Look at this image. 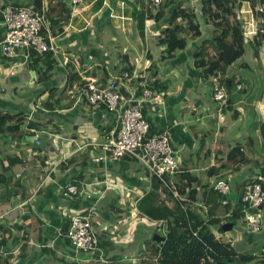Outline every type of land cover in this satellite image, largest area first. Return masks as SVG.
<instances>
[{
	"label": "crops",
	"instance_id": "crops-1",
	"mask_svg": "<svg viewBox=\"0 0 264 264\" xmlns=\"http://www.w3.org/2000/svg\"><path fill=\"white\" fill-rule=\"evenodd\" d=\"M40 1L44 16L49 0ZM74 1L54 0L71 12L60 32L59 27L53 31L46 27L45 35L50 36L53 47L49 57L57 62L48 80L44 81L42 75L46 61L43 54L38 59L34 51H28L27 57L15 58L0 53V113L23 117V123L17 124L12 133H0V264H143L148 259L156 263L151 251L155 243L162 242L168 221L165 217L156 221L149 212L158 214L156 206L161 207L159 213L169 210L170 203L157 193H161L159 185L156 189V182L132 157L111 163L94 161L101 154L97 145L105 142L116 128L115 119L78 98L76 84L71 88L73 94H69V71L78 73L79 80L86 84L116 82L127 94L137 90L140 78L146 77L150 89L162 97L159 103L146 100L140 107L149 124V135L169 133L171 137L176 160V169L169 178L171 191L178 196L175 175L188 173L196 178L192 184L195 201L190 207L211 233L213 224L220 225L223 231L224 224L234 226V222L243 220L237 208L242 196L240 187L264 167L258 133L264 122V40L257 56L252 51L248 65L243 64L248 72L246 83L235 80L228 69L231 94L219 111L211 98L214 83L205 88L199 86L197 80L204 77L193 59L206 34L211 35L210 23L198 16L201 36L189 37L185 50L163 58L164 49L158 48L162 53L159 57L155 48L160 47L158 36L174 7H169L167 15L158 21L153 16L160 7L146 13L145 0ZM33 2L0 0V42L4 37L3 8L30 7ZM176 3L184 8L196 7L195 0ZM81 4L85 10L79 11ZM258 7L253 12L249 3L242 2L236 10L244 31L252 32L246 37L249 42L257 37V32L264 33V17ZM132 42H137V52L131 47ZM249 47L248 44L247 50L251 51ZM120 52L127 56L126 71L131 75L128 80L122 75ZM236 62L231 65L233 69L243 66ZM164 65L172 69L167 70ZM58 67L64 72H56ZM243 86L248 91L245 99L235 96ZM52 92L55 99L50 110L44 104ZM202 93L207 102L200 101ZM33 130L53 137L43 135L36 145ZM248 132L254 135L248 137ZM236 146L242 147L249 163L235 173L210 174L209 169H219L223 158ZM201 154L206 161L201 160ZM218 180L229 186L227 195L213 189ZM68 182H75L91 198H64L62 190ZM93 205L95 211L90 210ZM260 210L264 211V205ZM74 214L87 216L91 223L97 237V248L92 253L77 252L64 236ZM234 214H238L235 219ZM262 215L261 231H243L238 253L255 257L257 253L250 251L259 242V254L264 257Z\"/></svg>",
	"mask_w": 264,
	"mask_h": 264
},
{
	"label": "trees",
	"instance_id": "trees-1",
	"mask_svg": "<svg viewBox=\"0 0 264 264\" xmlns=\"http://www.w3.org/2000/svg\"><path fill=\"white\" fill-rule=\"evenodd\" d=\"M163 1L159 10L153 16L156 20L163 19L167 15L168 8L174 7L169 12L166 26L157 39L159 46H165L163 58L171 57L176 51L185 50L189 37L195 39L201 36L199 30L200 24L198 22V16H200L207 24L210 23L212 35L210 39L203 40L198 50L193 53L195 59L194 64L197 68L202 69L204 78L207 79L210 76H216V80H219L226 89L231 88L232 83L229 85L226 78L228 68L244 55L246 45L248 44L253 49L254 55L257 56L258 47L264 40L263 32H257L255 34L257 37L250 42L246 39L248 35L245 34L244 24L238 19L236 10L240 9L242 2H247L253 12L259 6L258 8L262 10L260 14L264 17V0H195V8L181 7L176 3L177 0ZM48 2L47 10L43 16L45 26L50 31L59 27L60 29L57 32H60L61 27L67 24L71 11L66 9L63 3H54V0H49ZM145 11L149 14L152 13V11L146 8V5ZM46 27L41 31V35L43 36H46ZM210 50L213 52L212 54L208 53ZM49 54L51 53L43 54L46 57L42 72L44 81L49 79L50 73L55 70L57 65V62L52 57H49ZM119 55V64L121 65L120 68L123 67V74L125 72L130 74L129 71H126L127 69L129 70L126 61L127 56L121 52ZM35 56L38 59L40 58V55L36 54ZM67 83L70 85L68 87V92L71 91L69 93L70 95L73 94L71 88H74V84H76V92L81 90L86 84L79 80L78 73L75 71H69ZM65 92L63 95L66 94ZM52 94L53 92L44 104L50 110L53 109L55 99V96ZM22 121L23 117H20V115L0 113V133H12L15 126L22 124ZM258 133L260 152L264 156V122L259 125ZM249 142H252V140L249 139ZM249 142L248 144H252ZM223 160L224 162L219 169H209V173L220 174L222 171L235 173L240 167L246 165L247 162L249 163L241 146L232 148ZM257 176L263 177L264 179V167H262L259 175H256L251 181L248 180L240 187L242 188V194L245 185L256 181ZM175 179L174 187L178 194L177 198L172 196L170 188L162 187L159 182L155 181L161 189V193H157L160 195L163 194L165 202H169L171 208L169 210L165 209L164 212H161L163 214H161L159 213L161 207L156 206L155 211L158 214L149 212L150 218H156L155 220L158 221L165 217L168 223L162 242L159 244L155 243L154 250L151 251L152 257L156 259V263L153 259H148L143 264L252 263L255 257L248 256V254H240L233 248L231 243L224 244L217 240L211 232L206 230L204 221L191 209L190 206L195 201L196 195V190L193 189L192 184L196 182V178L188 173H184L175 175ZM167 182L170 186L169 178ZM73 183L77 185L75 182ZM262 187L264 189V184H262ZM153 193L156 194V191H153ZM237 208L241 210V203ZM240 210H238V213ZM237 216L238 214H234L233 219L237 218Z\"/></svg>",
	"mask_w": 264,
	"mask_h": 264
},
{
	"label": "built area",
	"instance_id": "built-area-1",
	"mask_svg": "<svg viewBox=\"0 0 264 264\" xmlns=\"http://www.w3.org/2000/svg\"><path fill=\"white\" fill-rule=\"evenodd\" d=\"M162 2L163 0H145V5L148 10L155 11ZM76 3L75 0L74 4ZM1 25L4 28V37L0 42V53L4 57L15 58L19 55L27 57L28 51H34L39 55L53 51L50 36L41 35L42 29L46 27L45 20L35 7H4ZM245 34H252V32ZM123 78L128 80L129 73L125 72ZM149 86V80L141 77L139 88L127 94L118 88L116 82H108L102 86L90 82L78 91V98H83L85 103L94 109L105 110L115 119V130L106 137L105 142L97 145L101 154L94 159L95 162L111 163L125 156L132 157L145 169L150 179L159 182L162 187L170 188L167 179L176 169L175 152L170 144L171 137L169 133L149 135V124L140 107L146 100L154 103L161 102L162 96L151 90ZM240 87V85L236 86L237 89ZM211 98L218 104L221 111L226 102L227 93L225 86L219 80H215L212 85ZM32 132L36 145L40 143L43 135L48 138L53 137L50 133L37 130ZM262 184H264L263 177H256V181L245 185L241 196L240 213L245 226L252 233H259L262 229L261 216L258 213L259 207L264 205ZM213 189L223 196L228 192V186L224 180L215 182ZM171 193L175 198L178 197L173 191ZM62 196L91 198V194L83 193L82 189L73 182L65 184ZM161 196L163 198V194ZM90 210L95 211V205ZM64 236L77 252L87 254L97 248V237L87 216L74 214ZM2 240L3 232L0 229V245Z\"/></svg>",
	"mask_w": 264,
	"mask_h": 264
},
{
	"label": "rangeland",
	"instance_id": "rangeland-1",
	"mask_svg": "<svg viewBox=\"0 0 264 264\" xmlns=\"http://www.w3.org/2000/svg\"><path fill=\"white\" fill-rule=\"evenodd\" d=\"M154 14V13H153ZM156 14V13H155ZM244 27V26H243ZM149 31H150V28H149ZM211 35H212V31H210ZM211 35L209 34H206V39H210L211 38ZM134 50H136V52L138 51L139 49V46L137 45V42H132V46H131ZM155 48V46H154ZM158 48H161V49H165V46H160V47H156L155 49L157 50L158 52V56L160 57V54H162ZM251 48V47H249ZM248 45H246V49H245V53L244 55L236 62L238 65L242 66L244 63H247L248 65V57L250 55V53L253 51L252 48H251V51H248ZM164 51V50H163ZM213 53V52H212ZM131 54V52H130ZM194 59V58H193ZM199 61V60H198ZM194 62H195V59H194ZM200 62V61H199ZM158 66H160V64H158ZM166 66V69L167 70H170L172 69L169 65H164ZM229 69V72L228 74L231 72L232 74L235 75V80H240L244 83H246L247 81V74L248 72L246 71L247 69L244 67V65L242 67H240L239 69L236 68V69H233L232 66L228 68ZM198 71H199V74L200 76L202 75V69L201 68H198ZM228 71V70H227ZM202 79V80H201ZM201 79H198V84L200 87H204L205 86H209L210 84H213L216 80V76H210L208 77L207 79L206 78H201ZM243 90L239 91V90H236L235 92V96H238L242 99H245L247 96H248V91H247V86H243ZM8 89V88H7ZM229 91H231V88H227L226 89V92H227V98L229 97V94H231ZM8 92V91H7ZM196 97H193V99H195ZM226 98V100H227ZM200 101H204V102H207L208 101V98L204 97V94L202 93L201 96L199 97ZM249 118V117H248ZM251 122H249V119H248V129H249V125H250ZM254 133H250L248 132V137L249 136H253ZM208 139L206 140V143H207ZM201 160H205L203 154H201ZM193 161L196 162L197 161V158L194 156L193 157ZM199 175V174H198ZM229 197V196H228ZM234 204L232 203L231 206H233ZM258 213L260 214V216H263L262 214H264V211H261L259 210ZM234 226L232 227V229L230 231H226V232H223V231H220L221 227L220 225H212V233L214 235V237L219 240L220 242L224 243V244H229L231 243L233 248L237 251V252H240L238 251V246L242 243V234H243V231H247V227L245 226L243 220L240 218L239 220H237L236 222H234ZM220 228V229H219ZM254 251H250V252H255L257 253L255 255V259L253 261L252 264H264V257H260L261 255L259 254V251H260V243L259 242H255V246H254ZM247 252V251H246Z\"/></svg>",
	"mask_w": 264,
	"mask_h": 264
},
{
	"label": "water",
	"instance_id": "water-1",
	"mask_svg": "<svg viewBox=\"0 0 264 264\" xmlns=\"http://www.w3.org/2000/svg\"><path fill=\"white\" fill-rule=\"evenodd\" d=\"M33 6L35 7V9L38 11V13H40L41 14V12H42V3H41V1L40 0H34V2H33ZM78 10L80 11V10H85V6H84V4H81V5H79V8H78ZM56 72H60V73H63L64 71H63V68L62 67H58L57 69H56ZM154 185V184H153ZM155 187H156V189H158V185L157 184H155ZM240 198H239V202H240ZM260 209H263V205H261L260 207H259V210ZM232 227H233V225L231 224V223H226V224H224L223 226H222V229H223V231H228V230H230V229H232ZM154 240H158L157 238H154Z\"/></svg>",
	"mask_w": 264,
	"mask_h": 264
}]
</instances>
